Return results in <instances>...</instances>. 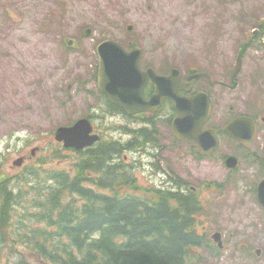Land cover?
Wrapping results in <instances>:
<instances>
[{
	"label": "rangeland",
	"instance_id": "374dc122",
	"mask_svg": "<svg viewBox=\"0 0 264 264\" xmlns=\"http://www.w3.org/2000/svg\"><path fill=\"white\" fill-rule=\"evenodd\" d=\"M263 25L264 0H0V179H10L9 189L24 197L7 233L0 231V264H45L32 257L28 244L12 243L9 233L20 214L40 211L28 206L34 202L32 186L43 191L47 183L52 185L45 180L48 172L74 174L79 157L55 140L60 127L93 115L94 126L107 139L127 142L132 135L123 134L120 126L145 125L106 112L94 77L99 44L138 45L141 66L159 74L173 69L183 78L208 74L213 84L201 80L196 88L211 94L216 125L240 115L262 122ZM239 55L241 68L233 82ZM172 121L173 114L163 112L159 144L122 155L134 165L138 184L170 187L165 178L171 175L172 184L183 178L188 188H195L202 203L198 231L214 247L198 249L199 264H264V209L256 199L264 179L260 161L253 164L244 157L236 170L227 167L223 156L240 153L229 139L215 156L200 159L197 149L176 140ZM263 130L264 125L258 131L259 146ZM34 149L38 151L32 156ZM23 155L32 160L25 169L15 167ZM28 225L45 228L43 223ZM217 234L222 235L220 248L213 239Z\"/></svg>",
	"mask_w": 264,
	"mask_h": 264
},
{
	"label": "trees",
	"instance_id": "16d2710c",
	"mask_svg": "<svg viewBox=\"0 0 264 264\" xmlns=\"http://www.w3.org/2000/svg\"><path fill=\"white\" fill-rule=\"evenodd\" d=\"M101 96L109 115L133 120ZM138 117L143 128L119 127L123 134H132L128 142L103 139L83 152L76 151L74 174L48 172L45 180L53 181L52 185L47 183L43 191L39 185L32 186L34 202L27 203L40 211L24 213L45 228L31 229L20 216L19 225L17 221L10 230L11 242L28 244L48 264H199L197 249L208 252L214 247L198 231L202 203L196 193L181 190L188 185L182 178L175 181L176 190L142 188L134 165L123 160L126 151L159 143L158 120L146 113ZM7 182L0 179L4 201L0 215L9 216L8 223L0 225L4 234L12 225V211L24 198L6 187Z\"/></svg>",
	"mask_w": 264,
	"mask_h": 264
},
{
	"label": "water",
	"instance_id": "95a60500",
	"mask_svg": "<svg viewBox=\"0 0 264 264\" xmlns=\"http://www.w3.org/2000/svg\"><path fill=\"white\" fill-rule=\"evenodd\" d=\"M98 54L100 58L98 86L112 104L121 107L128 115L149 112L157 117L163 109L164 101L168 99L175 104L177 112L172 122L175 137L197 146L209 156L216 152L219 145L216 131L202 130L211 112L208 94L198 92L193 96H187L182 93L189 92L195 81L209 78L208 74H194L190 77V82H183L182 74L178 70H173L170 76L158 75L152 69L142 71L139 65L142 51L135 48L128 52L119 43L111 40L99 45ZM241 61L239 57L233 72L234 78L240 72ZM148 83H151L155 90L149 99H145L143 92ZM254 123L249 117H239L224 131L238 143L247 146L254 139ZM92 132V123L88 119H81L73 126L60 127L56 132V139L64 142L66 148L80 151L99 140V136L92 135ZM261 161L264 165V157ZM21 164L22 160L15 162L16 166ZM226 165L231 169L235 168L237 159L229 157ZM258 200L264 207V180L258 187ZM214 239L221 246L220 234L215 235ZM257 252L260 254L261 251Z\"/></svg>",
	"mask_w": 264,
	"mask_h": 264
},
{
	"label": "flooded vegetation",
	"instance_id": "af4514ba",
	"mask_svg": "<svg viewBox=\"0 0 264 264\" xmlns=\"http://www.w3.org/2000/svg\"><path fill=\"white\" fill-rule=\"evenodd\" d=\"M210 100H212V99H210ZM211 117H212V115H211ZM251 117L254 118L255 121H256V124H257L256 125L257 126V136H258V131L260 132L262 125H264V119L262 120V122H260V119L258 117H256V116H251ZM210 121H211V118H210ZM231 121H232V119L227 121L223 125H216L215 122H217V120H215L212 124H210V125L207 124L205 128H212V129H215V130H220V129H223L224 127H226ZM263 132H264V130H263ZM257 136L253 140L252 144H250L248 147H244L243 145L238 144L237 142H235L231 138V136L229 134H227V133H225L223 131H219L220 143L221 142H225L227 144L226 139L227 140L229 139V140L233 141L236 144L237 149L240 150V153L237 155V157L239 159H241V158L243 159L244 157H246L247 158L246 161L247 162L248 161H252L253 164H256V161H259L260 160L259 159L260 156H262L264 154V152H263L264 139L262 140V144L259 146L260 143L258 142V137ZM263 138H264V135H263ZM140 150H143V147H142V149H136V152H139ZM260 151L263 152L262 155H261ZM197 154H199L200 156H202L204 158L208 157V156H206V154L200 152L199 150L197 151ZM22 157L24 158V165H26L28 163V161L32 160V157H29L28 155H23ZM169 178H172V176L170 175ZM171 186L173 188H177L176 187V182H173V184H171ZM3 206H4V201L2 200V203L0 204V209ZM15 211H16V208H15V210L12 211V213H14ZM20 216L25 220V222L27 223L26 225H28V223H30V224L33 223V222L29 221V215L22 213V214H20ZM8 220H9V216L8 215H6V214L5 215L3 214V216L0 215V223H1L0 225L1 226H2V224L4 225V224L8 223ZM7 228L9 230L8 226H7ZM0 239H1V237H0ZM30 252H32V251H30ZM32 257H34L33 253H32Z\"/></svg>",
	"mask_w": 264,
	"mask_h": 264
},
{
	"label": "bare ground",
	"instance_id": "6f19581e",
	"mask_svg": "<svg viewBox=\"0 0 264 264\" xmlns=\"http://www.w3.org/2000/svg\"><path fill=\"white\" fill-rule=\"evenodd\" d=\"M233 77V76H232ZM234 78V77H233ZM147 145H144L143 146V150H145L147 147H146ZM134 153H136V151H134ZM166 179V184H170V187H168V186H164V185H161V186H156V187H158V188H164L165 190H171V189H175V188H173L172 186H171V180L169 179V177H167V178H165ZM175 182V181H174ZM177 185V184H176ZM2 203V199H0V204ZM29 221L30 222H35V223H37L36 222V220H33L32 218H29Z\"/></svg>",
	"mask_w": 264,
	"mask_h": 264
}]
</instances>
